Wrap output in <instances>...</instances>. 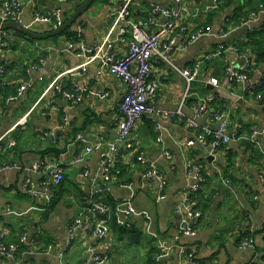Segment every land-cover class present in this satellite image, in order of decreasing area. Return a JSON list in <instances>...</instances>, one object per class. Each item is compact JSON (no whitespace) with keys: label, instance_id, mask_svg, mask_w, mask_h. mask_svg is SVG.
I'll return each mask as SVG.
<instances>
[{"label":"crops","instance_id":"obj_1","mask_svg":"<svg viewBox=\"0 0 264 264\" xmlns=\"http://www.w3.org/2000/svg\"><path fill=\"white\" fill-rule=\"evenodd\" d=\"M84 1L25 0L20 23L37 33L52 31V24L33 22L36 14L46 15L60 8L62 18L65 14L69 17ZM145 1L137 0L134 5L148 12ZM156 1L172 3V0ZM231 1L228 4V0H221L217 8L211 9L209 35L198 39L186 51L172 55L175 65L186 67L213 53L210 60L201 63L199 77L190 85L160 59H152L151 77L158 79V87L150 102L159 111L174 110L181 105L188 89L182 106L191 117L190 101L214 94L227 102L232 112L227 133L234 139L211 155L198 135L202 128L216 127V123L209 121V111L197 115V130L182 121H166L158 115L144 114L128 142L117 152V164L107 183L108 192L98 196V201L112 205L132 195L134 207L149 213V226L155 237L145 230L144 219L130 216L128 229L138 230V235H118L111 230L107 237L98 240L82 228L67 245L72 220L79 210L88 208V191L99 175V152L88 154L79 165L71 161L85 146L114 138L120 118L118 107L126 89L99 57L88 61L82 47H98L103 42L111 31L119 0H93L70 26L76 33L77 27L80 28L77 40H67L64 35L34 40L13 30L6 31V45L0 50V65L4 68L0 78L7 82L5 92L0 93V164H15L18 168L0 172V229L4 231L5 242L18 241L22 233L27 242L19 245L13 259L0 256V264H85L92 254L107 256L101 264H150L152 261L153 264H190L182 258L173 239L180 221L175 207L186 185L185 167L190 161L199 162L204 168L201 186L204 196L200 200L204 213L197 223L196 235L183 237L182 242L194 249L196 260L202 264H247L250 261L264 264V157L252 161L243 146L245 137L250 136L251 128L256 126V140L264 148V110L263 105L249 95L244 96L245 84L230 81L229 72L239 67L243 58H246L244 65L247 64L250 54L240 56L234 44L247 39L246 31L262 27L264 8L261 7L263 11L258 19L247 25L241 21L238 26L231 19L232 14L237 7L246 6L248 0ZM210 2L184 0L182 5L186 12L182 14V26L195 29L202 25L203 17L193 14ZM116 34L112 31L110 37ZM68 42L73 43L72 49H67ZM115 45L116 49L124 47L119 43ZM83 63H86L84 72L79 67ZM260 74H264V63L253 71L251 78ZM56 76H60L66 91L84 88L83 99L70 104L62 92L48 90ZM210 77L218 79V89L208 83ZM23 79L32 81L31 88L20 98L11 100L17 82ZM208 84L210 89H207ZM156 120L162 126L161 136L172 155L170 160L161 157L155 141ZM78 134L83 135V140L77 138ZM189 140L193 145H186ZM11 141L14 145H10ZM139 153L155 160L162 170L167 180L164 200L157 199L156 183L143 178L142 166L136 161ZM210 155L212 160H208ZM229 156L232 158L227 163ZM34 162L54 163L63 168L65 181L58 196V185H50L49 190L43 188L46 180L43 172L26 169ZM82 170L88 173L85 178L79 177ZM34 190L37 195L31 193ZM46 196L53 200L49 209L45 207L50 204ZM7 208L23 214L7 215ZM245 229L253 236L252 249L240 246V234ZM159 241L166 242L169 249L156 261L153 257L158 252ZM152 248L156 253L149 262Z\"/></svg>","mask_w":264,"mask_h":264},{"label":"built area","instance_id":"obj_2","mask_svg":"<svg viewBox=\"0 0 264 264\" xmlns=\"http://www.w3.org/2000/svg\"><path fill=\"white\" fill-rule=\"evenodd\" d=\"M59 1L63 2L64 0ZM136 1L137 0H119V9L115 13L111 31L103 42L98 47L87 49L82 47V53H84L88 61L99 57L109 72L121 83H124L126 89L122 94V99L118 107L120 118L114 138L109 141L100 140L94 144L85 146L81 154L74 156L71 161V164L79 165L84 162L88 154L95 151L99 152V175L98 178L93 181L88 191V208L84 207L79 210L76 217L72 220L69 226L67 245L74 239L76 231L82 228H85L98 240L110 234L111 222L116 223L122 228H130V216H137L144 219L146 221L145 230L151 237L156 236L149 226L151 219L149 213L134 207L132 204V195L112 205L98 201V196L109 190L107 183L110 181L112 172L116 167L119 148L128 142L130 134L138 119L144 114L158 115L161 119L166 121H182L190 129L197 130L199 129V124L196 122L197 115L209 111V121L216 123V127L214 129L202 128L198 135L208 147V151L211 155H215L222 147L226 146L234 139L227 133L228 121L232 112L228 107L226 108L225 105H223L225 110L221 109V107H212L211 104L214 101V94L197 98V103H194L190 107L193 113L191 117L186 115L182 106L184 105L188 89L184 93L181 105L174 110L159 111L151 104L150 98L158 87V79L151 77L152 59H160L164 64L178 73L184 79L187 86L190 85L192 81L199 77L201 63L205 60H210L213 53L204 55L193 65L186 67H178L175 65L172 60V55L186 51L187 48L198 39L209 35L211 26L202 25L195 29H187L182 26V14L186 12V8L182 5L184 0H172L170 5L161 4L156 0H146L145 6L148 12L145 11V8L138 10L137 6L134 5ZM24 2L25 0H0V22H20ZM219 3L218 0H211V2L202 9H196L193 15L201 18L205 17L209 10L217 8ZM262 8H264V6H262ZM262 8L257 13H251L247 21L243 24L247 25L249 22L258 19L259 14L263 11ZM141 14L144 15L143 18L140 16ZM33 22L49 23L52 24L55 29L63 23L61 9L57 8L52 13L46 15L36 14ZM112 31L117 32L114 37H110ZM80 32V28L77 27L78 36ZM5 33L6 31L0 30V50L6 45L4 40ZM79 43L81 44V41ZM116 43L122 44L124 47L116 49ZM73 46V43L68 42L67 49H72ZM79 67L81 71L84 72L86 63H83ZM3 70L4 68L0 65V75L3 73ZM229 72L231 76L230 81L234 76V81L245 84L243 91L247 90V88L253 89L259 85L263 77V74H260L255 79H250L244 71V64L237 67L234 71L229 69ZM208 83L217 89L220 87V83L215 77H210ZM6 86L7 82L0 78V91ZM31 86L32 81L30 79L18 81L16 92L10 99L20 98ZM47 89L52 92H62L70 104L79 103L83 99L85 91V89L81 87H74L67 91L64 90L60 82V76H56ZM101 97H104V95ZM154 127L158 133L155 141L160 147L161 157L170 160L172 155L165 146L161 136L162 126L156 120ZM257 134V127L253 126L251 128V135L245 137V139L255 143V145L261 149L264 157V149L256 140ZM207 136L211 139L207 140ZM77 138L83 140V135L78 134ZM10 145H14V141H11ZM186 145H193V141H187ZM136 161L142 166L143 178L152 180L156 183L157 199L164 200L166 197L165 192L167 191V180L156 161L147 158L142 153L136 155ZM13 168L18 167L15 164H0V172ZM26 169L35 172L40 171L46 175V180L43 185V188L46 190L50 189V185H60L64 178L63 168L54 163L34 162ZM203 171L204 168L195 161H190L186 165V185L175 207L176 212L180 215V221L173 237L174 245L177 247L182 258L190 264L202 263L196 260L194 249L182 242L181 239L183 237L195 236L197 223L203 217V212L198 207L199 202L191 198V194L202 186L204 181ZM87 174V171L82 170L79 173V177L85 178ZM31 193L33 195L38 194L35 190L31 191ZM45 199L47 203L51 200L50 196H46ZM5 214L20 216L23 212L7 208ZM89 214H92V217H90ZM25 242H27V238L23 233L19 236L18 243L5 242L4 231L0 229V256L13 259L17 253L19 244ZM157 246L158 252L154 256L156 261H158L160 257L165 256L169 249V245L164 241H159ZM240 246L252 249L254 247V239H241ZM59 255L62 256V252H60ZM105 259H107L105 255L102 257L92 254L86 260L85 264H101ZM247 264L253 263L250 261Z\"/></svg>","mask_w":264,"mask_h":264},{"label":"trees","instance_id":"obj_3","mask_svg":"<svg viewBox=\"0 0 264 264\" xmlns=\"http://www.w3.org/2000/svg\"><path fill=\"white\" fill-rule=\"evenodd\" d=\"M231 3H232V1L228 0V4H231ZM262 6H264V0H248V2L246 3V6L241 5V6L237 7V11H235V13L232 14L231 19L235 22L234 24L238 23L237 25L239 26L241 21L242 22L247 21L248 16L251 13H257ZM212 13H213L212 10H209V12L205 15V19L203 17V24H202L203 26H211V23H212L211 15H212ZM67 18H68V14H65L63 16V22ZM202 25H200V26H202ZM6 31H9V30H6ZM17 33H19V32H17ZM19 34H22V33H19ZM245 34H246L247 39L245 41H242V40L236 41L234 46L236 47V52L240 56L250 54V58L247 61V64L244 65V71L249 76V78L252 79L251 76L253 74V71L255 69H257L260 64L264 63V23L262 24V27H260L256 30H253L251 32L246 31ZM59 35H64L67 38V40H70V41L78 39L77 33L75 31H73L70 27L65 29ZM59 35H56V36H59ZM232 82H235L234 76L232 77ZM15 88L16 87H14V89H13L14 91H15ZM4 89L5 88H3V90L0 91L1 94L3 92H5ZM67 90H69V89H67ZM243 94H244V96L249 95L252 99L256 100L258 103L263 105V110H264V74H263L262 79L260 80L259 85H257L253 89L247 88V90L243 91ZM194 103H197V100L190 101L189 106L191 107ZM211 105H212V107H215V108L221 107V109H224V110H225V108L223 107V105H225L227 108V102H225L222 99H219L217 96H214V101ZM250 133L251 132H249V134ZM239 135H240V133H239ZM206 139L210 140L211 138L209 136H207ZM243 143H244L243 146H244L245 150L249 151L250 159L252 161L263 158V153H262L261 149H259V147H257L255 145V143L251 142L250 140H246V139L243 141ZM231 158H232V156L227 157V163H228V161L231 160ZM196 163H199V162H196ZM64 181H65V178H63V181L57 187V189H58L57 194H56L57 196L59 193L62 192V186L64 185ZM202 192L203 191L201 190V188L198 189L197 191H195L191 194V198L196 199L199 202L198 207L203 212L202 206H201V201H200L201 198L204 196ZM49 203H50L49 205L45 206L47 209L51 208V206L53 204V200H52V202L50 200ZM110 229L112 230V232L117 233L118 235H127L128 236V235L140 234L138 232V230L134 231L133 229L130 230L128 228H122L114 222L110 223ZM249 238H253V236H251V233L249 232V230L248 229L242 230L241 234H240V241H241V239L243 240V239H249ZM15 243H18V241H16ZM155 253H156V249L154 250L152 248L150 251L149 262L152 259L151 256H153ZM153 260H154V257H153ZM152 262H150V264H153Z\"/></svg>","mask_w":264,"mask_h":264},{"label":"water","instance_id":"obj_4","mask_svg":"<svg viewBox=\"0 0 264 264\" xmlns=\"http://www.w3.org/2000/svg\"><path fill=\"white\" fill-rule=\"evenodd\" d=\"M93 2V0H85L83 3H81L79 6L76 7V9L73 11V13L60 25L59 27L53 29L52 31L46 32V33H37L25 25H23L20 22L17 21H7V22H0V30L6 31V30H13L19 33H22L34 40H42L49 37H54L56 35L61 34L65 29L72 26L78 18L81 16V14L89 8L90 4ZM246 58H243L240 60V65H243ZM235 70V69H234ZM233 70V71H234ZM213 87V86H212ZM211 86L208 84L207 89H210ZM213 156H209L208 160H212Z\"/></svg>","mask_w":264,"mask_h":264},{"label":"bare ground","instance_id":"obj_5","mask_svg":"<svg viewBox=\"0 0 264 264\" xmlns=\"http://www.w3.org/2000/svg\"><path fill=\"white\" fill-rule=\"evenodd\" d=\"M263 181V180H262Z\"/></svg>","mask_w":264,"mask_h":264}]
</instances>
